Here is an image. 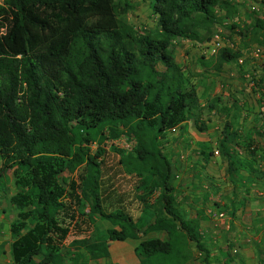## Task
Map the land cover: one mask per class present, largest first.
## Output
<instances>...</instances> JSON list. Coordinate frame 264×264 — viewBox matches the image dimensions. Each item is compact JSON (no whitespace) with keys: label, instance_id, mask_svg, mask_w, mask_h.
Here are the masks:
<instances>
[{"label":"trees","instance_id":"16d2710c","mask_svg":"<svg viewBox=\"0 0 264 264\" xmlns=\"http://www.w3.org/2000/svg\"><path fill=\"white\" fill-rule=\"evenodd\" d=\"M119 2H0V171L9 169L16 186L8 196L15 209L8 224L10 264H85L80 249L107 259L109 240L125 237L139 238L133 248L138 264H187L193 249L207 259L196 218L184 217L175 201L176 174L159 141L166 130L183 128L187 118L205 130L202 116L220 107L201 104L195 86L183 85L185 72L170 44L175 38L207 40L220 10L228 16L233 5L149 0L156 27L139 31L119 15ZM253 12L251 29L264 34V20ZM238 56L223 46L202 64L219 71ZM107 124L111 135L121 126L134 138V147L120 153L125 172L160 187L153 203L139 197L135 217L122 207L101 206L102 148L90 153L86 142ZM258 143L224 120L215 148L230 180L248 171L264 182V148ZM79 165L75 179L63 175ZM96 218L117 227L99 229ZM71 228L87 231L70 239L75 248L64 245ZM148 231L165 236L144 235ZM225 241L228 256L232 247Z\"/></svg>","mask_w":264,"mask_h":264},{"label":"rangeland","instance_id":"374dc122","mask_svg":"<svg viewBox=\"0 0 264 264\" xmlns=\"http://www.w3.org/2000/svg\"><path fill=\"white\" fill-rule=\"evenodd\" d=\"M119 1V11H121L119 15L127 23L139 31L155 29L156 18L149 7V0ZM125 1L129 3L128 6H123ZM228 2V4L233 5V11L228 16H223L225 9L220 10L221 16L213 24L212 32L207 40L198 41L175 38L170 44L173 57L177 58V62L182 65L185 72L183 85L187 87L193 84L196 92L199 93V99L204 100L206 104L217 103L221 107L215 108V110L212 109L215 111L213 113L210 110L204 114L206 116L210 113L208 119L217 124L218 131H215L210 136L211 139L208 140V144L204 145L202 141L200 142L199 137L201 135L196 131L194 136H188L189 140L186 139V137L179 134L176 127L166 130L163 137L160 138V149L170 160L173 173L176 174L172 181L178 179V186L181 189L182 185L188 184L182 181V177L187 179V176H198L200 170L202 171L200 162L204 160L205 155L208 159L205 160L210 165L207 171L209 170V172L215 174L223 170L215 143L216 137L219 135L218 128L220 126L222 128L224 120L230 121L233 126L237 125L241 130L246 131L245 128L249 127L264 133V62L255 58L252 54V48L256 45L264 49V34L257 30L252 31L249 25L250 14L254 13L251 6L259 7L257 14L264 20V0H228ZM214 32L219 34L221 46L211 51L210 46ZM244 33H247L246 36H243ZM223 46L239 52V56L232 60L233 63H227L228 75L225 78L229 79L228 81L222 80L217 76V71L211 69L212 63H209L208 66L202 64L203 61H213L218 48ZM238 59L240 61L237 63L236 60ZM252 81L255 83L252 84ZM208 86L214 90L206 93L205 88ZM226 101L236 105L235 114L234 116L231 115L228 119H219L223 113H227L225 106L220 105V103ZM108 126L107 124L103 127L95 128L89 135V141L86 142L90 153L96 152L98 147L102 148V153L97 157V159L102 158L100 166L101 206L106 211L114 207H122L132 217H135L140 213L142 208V200L139 197L143 195L147 202L153 203L160 191V187L156 185L152 186L149 182H147L148 185L140 184L138 183V177L125 172L123 163L120 162V153H126L134 147V138L131 133H127L121 126L115 127L117 130L116 135H111ZM206 145L210 146L211 153L207 154ZM206 161L203 162L205 163ZM80 168L79 165L71 173L63 172V175L75 179ZM193 184L194 189H192L195 193L199 190L203 191V188L208 187L205 189L207 192L205 199L211 204H208L207 208L214 205L213 201L217 200L214 196L218 188L215 189L213 186H209L208 183H205V185H197L198 182ZM15 190L16 186L13 183L10 170L0 171V208L7 210L6 220L12 219L14 216L15 209L9 203L8 196ZM85 208H87V205ZM94 223L99 229L111 226L117 227V225L104 218H96ZM86 233L87 231L78 232L76 229L71 228L64 241V245L74 247L70 245V239ZM144 235H159L164 237L165 233L163 231H148ZM128 238L130 237H127L126 241H128ZM126 241L113 239L109 245V250L111 251L109 256L112 255L113 257L115 255L120 264H128V260L125 259L126 256L124 255L126 252L123 251L124 248H127L124 243ZM228 242L231 244V247L235 246L234 239L229 237ZM80 251L84 253L82 260H84L85 264L106 263L104 258H91L82 249ZM111 260L110 258L107 262L113 264ZM194 260H201V257L196 255L193 249L190 251L188 261L192 263Z\"/></svg>","mask_w":264,"mask_h":264},{"label":"crops","instance_id":"0c3cea01","mask_svg":"<svg viewBox=\"0 0 264 264\" xmlns=\"http://www.w3.org/2000/svg\"><path fill=\"white\" fill-rule=\"evenodd\" d=\"M259 17L261 18V16ZM239 59L236 60L237 63L240 61ZM175 60L178 61L177 58H175ZM227 63L233 62H223L220 71H217L216 74L222 80L228 81L229 79L225 78L228 75ZM205 89L206 93H209L210 90H214L209 86ZM197 94L199 95L198 92ZM200 101L201 104L206 105L204 100L200 99ZM220 105L225 106L227 113H223L219 119L223 118L224 120L231 117V115L234 116L235 104L226 101L220 103ZM210 112L213 113L215 111L211 110ZM209 115L210 113L206 116H202V119L207 125L205 130H196L191 118L185 120L183 128L176 126V129L179 134L183 135L188 140L189 138L187 137L194 136L196 131L201 135L197 134L200 136V142L202 141L204 145L208 144V140L211 139L210 136L217 131V124L208 119ZM218 129L220 131L221 126ZM245 129L246 132L250 134L251 137H255L259 141L258 144L264 148V133L263 135H259L255 134L252 128L247 127ZM218 158L222 163V171L215 174L209 172V170L207 171L210 166L209 162L206 161L204 163V160H201L200 167H202V171L200 170L198 176H187V179L182 177V181L188 183L187 185H182V189L178 186V179L173 181L175 201L178 203L180 210L184 213V217L196 218L199 231L204 235L203 243L205 247L209 249L206 260H194L192 263L188 261L187 264H264V182L248 171L242 172L240 178L230 180L225 173L224 159L219 155ZM197 182V185H205V183H208L209 186H213L215 189L218 188L214 196L217 200L213 201V203L217 204L216 206L211 205L207 208L208 204H211L205 199L207 195L205 189L208 187L203 188V191L199 190L195 193L193 190V183ZM261 183L262 185H260ZM218 209L224 210V217L217 218L215 216L214 213ZM229 210L231 213H229ZM6 216L7 210L5 208H0V264H10L9 243L11 238L8 224L11 219L6 220ZM229 237L234 239L235 246H232H234L236 250L230 252L227 256L224 252V246H226L225 240L229 239ZM126 238L127 237L121 239V241H126ZM138 240L139 238L130 237L128 241L124 242L127 248H124L123 251L126 252L124 255L126 256L125 259L128 260V264H138V258L133 250ZM110 243L111 240H109L108 244L110 245ZM109 245L108 251L111 254ZM190 245L192 244L190 243ZM110 258L113 264L118 263V259L115 255L113 257L110 255L105 259V264L108 263L107 261L108 259L110 260Z\"/></svg>","mask_w":264,"mask_h":264},{"label":"built area","instance_id":"2783aa9c","mask_svg":"<svg viewBox=\"0 0 264 264\" xmlns=\"http://www.w3.org/2000/svg\"><path fill=\"white\" fill-rule=\"evenodd\" d=\"M251 8L253 10L259 12V7L258 6H251ZM220 43L221 42H220L219 34L217 32H214L213 35H212V44L210 46L211 47L210 48L211 51H213L216 47L221 46ZM252 50H253V52H252L253 56L255 58H257V59L262 60L264 62V49L261 48L259 45H256V46H254L252 48ZM251 83L254 84L255 82L252 81ZM214 214H215V216L217 218H222V217L225 216V212L223 210H221V209L216 210ZM231 250H232V252H234L236 249H235V247H232Z\"/></svg>","mask_w":264,"mask_h":264}]
</instances>
